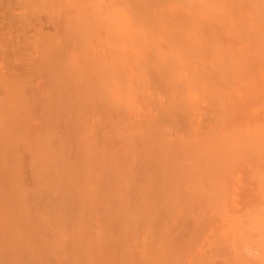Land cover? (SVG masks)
I'll use <instances>...</instances> for the list:
<instances>
[{"label": "bare ground", "instance_id": "6f19581e", "mask_svg": "<svg viewBox=\"0 0 264 264\" xmlns=\"http://www.w3.org/2000/svg\"><path fill=\"white\" fill-rule=\"evenodd\" d=\"M15 3L0 264L264 261V0Z\"/></svg>", "mask_w": 264, "mask_h": 264}, {"label": "rangeland", "instance_id": "374dc122", "mask_svg": "<svg viewBox=\"0 0 264 264\" xmlns=\"http://www.w3.org/2000/svg\"><path fill=\"white\" fill-rule=\"evenodd\" d=\"M5 1H6V0H3V2H5ZM1 2H2V0L0 1V7H1V6L3 7V11H2V9L0 8V15H1V12H2V15H5L4 11L6 12L7 8H9V10H7L8 13H9L10 11H11V13H14V12L17 11V8L15 7V5H17V3H15V0H13V1H10V0L8 1V0H7V2H5V3H3V2L1 3ZM8 2H9V4H8ZM12 2H13V3H12ZM11 3H12V6H11ZM3 4H5V6L8 5L9 7L7 6V8H4ZM6 4H7V5H6ZM13 4H15V5H13ZM11 7L13 8V10H12ZM4 9H6V10H4ZM18 10H19V9H18ZM7 12H6V13H7ZM11 13H10L9 15L6 14L5 17H6V18H8L9 16H10V17H13V16H11ZM14 14H16V13H14ZM2 15H1V16H2ZM7 15H8V16H7ZM5 17L2 16V17H0V19L2 20V19L4 18V19H5L4 21H6L7 19H6ZM15 18H17V17H13V18H11V19L8 18V20H10V21L12 20V21H13V19H14V20L16 21L18 18H17V19H15ZM1 20H0V24L2 23V24H1V29H2V28L4 29L3 26L6 25V24H5L6 22L4 23V21L2 22ZM8 20H7V22H8ZM15 21H14V22H15ZM17 22H18V21H17ZM15 23H16V22H15ZM4 24H5V25H4ZM2 25H3V26H2ZM5 27H6V26H5ZM3 29H2V30H3ZM5 29H6V28H5ZM2 32H3V33H2ZM4 32H6V31H1V30H0V35H1V36L4 35ZM1 33H2V34H1ZM249 242H250V241L247 242L248 244H246V242H245V244H244V242L241 243V244H244V245L246 246V247L244 246V247H245V250H244V251L247 250V247H248V245H249L250 247H252V248L254 249V250H253L254 252H252V250H251L252 248L250 249V247H248V250H247V251L250 250L252 253H255L254 256H256L257 254H259V251H258L257 249H260L259 246H264V242H261V241H260V242H257V241H256L255 244H254L253 241H252V243H249ZM219 244H220V245H219ZM219 244H218V246H221V245L224 246L223 243H219ZM241 244H240V245H241ZM227 245H228V243H227ZM227 245H225V246H227ZM230 245H232V248H233L234 245H233V244H230ZM251 245H252V246H251ZM258 245H259V246H258ZM223 246H222V248L225 247V246H224V247H223ZM228 246H229V245H228ZM228 246L226 247V249H228ZM253 246H254L255 248H254ZM244 247H243V248H244ZM257 247H259V248H257ZM232 248H231V251H230V252H233ZM220 249H221V248H217V249H215L216 251L214 250V251H212V253H209V252H208L207 254H204V255L199 256V257L202 258V256L204 257V256L206 255V256H205L204 258H202V259L199 258L200 261L198 260V258H197V260H196V258L191 259V260H192V262H193V260H194L196 263L198 262L199 264H207L208 262H209L208 264H214L216 261H217V262H216L215 264H222L223 262H220V261H221V260H222V261L224 260V263L227 264L228 262H226V261H227L226 259H228V260H230L229 262H231L230 264H247V263H249V260L251 259V256H250V258H248V255H246V254L251 255V253H249V252H247V253L244 252V255H241V254H238L237 252H235V250H234L233 253H230V252H225V251L222 252V251H220ZM224 249H225V248H224ZM233 249H234V248H233ZM222 250H223V249H222ZM228 250H230V248H229ZM255 250H256V251H255ZM226 251H227V250H226ZM215 252H216L217 254H216ZM229 253H230V254H229ZM208 254H209V255H208ZM213 254H215V255H213ZM227 254H229V255H227ZM231 254H232V255H231ZM234 254H235V255H234ZM226 255H227V256H226ZM215 256H216V257H215ZM228 256H229V257H228ZM232 256H233V257H232ZM256 257H257V256H256ZM218 258L221 259V260L218 261V260H217ZM222 258H223V259H222ZM224 258H225V259H224ZM252 258H253V255H252ZM257 258H258V257H257ZM257 258H256V261H253L254 258L251 259V262H252V263L254 262L253 264H256V262H258L259 264H264V263H261L262 260L260 261L259 258H258V259H257ZM203 259H204V260H203ZM206 259H207V260H206ZM188 260H190V258H182V259H180L181 262H186V261H188ZM201 260H202V261H201ZM214 260H215V261H214ZM254 260H255V259H254ZM203 261H205V262H203ZM262 262H264V261H262ZM198 263H197V264H198ZM228 264H229V263H228Z\"/></svg>", "mask_w": 264, "mask_h": 264}]
</instances>
